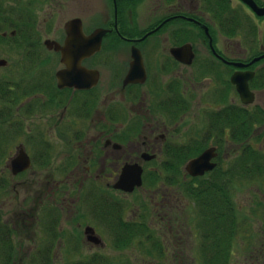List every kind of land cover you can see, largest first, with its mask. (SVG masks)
<instances>
[{
  "label": "flooded vegetation",
  "instance_id": "flooded-vegetation-1",
  "mask_svg": "<svg viewBox=\"0 0 264 264\" xmlns=\"http://www.w3.org/2000/svg\"><path fill=\"white\" fill-rule=\"evenodd\" d=\"M68 1L0 0V45L9 51L10 56H0V72L10 74L8 79L7 75H0V99L8 98L3 105L7 110L0 112V139L11 142L22 132H27L32 125L28 120L39 112L48 116L46 123L56 127V136L47 129H39L41 134L33 140L19 142L14 157L23 149L30 156V169L38 161L43 172H50L44 185H48L49 199L56 201L58 212L68 208L70 202L75 201L73 194L85 186L89 194L99 190L105 192L106 189L129 194L115 187L127 165H138L143 170L141 186L131 193L145 189L151 171L153 184L164 185L154 191L155 196H160L154 223L150 220L145 225L140 219L134 220L138 215H130L127 208L119 213L105 214L110 212L112 204L108 197L110 206H106L108 209L104 214L95 217L116 236L119 235L116 227L122 226L120 233L125 236L121 235V239H128L129 234L136 236L147 227V232L150 235L156 233L164 244V252L160 253H167V257L163 263L180 264L176 261V249L181 242L187 241V237L174 235L173 228L183 225L176 224V220H181L175 213L179 203L193 202L197 208L199 195L211 192L212 196L217 186L220 201L228 195L234 204L233 192L226 185H231L232 177L237 179L238 173L235 175L234 169L225 170V162L230 158L225 156L224 145L231 139H226L225 135L224 109L238 111L241 108L234 103L215 108L199 103L202 117L193 119L190 112L194 108L196 88L186 86L185 75L189 77L193 71L189 69L196 67L201 77L212 74L222 81L221 76L226 70L230 83L236 88L231 82L232 75L237 71H252L254 75L249 86L255 101V89L261 87L264 80V37L257 36L258 24L248 10L255 17L263 18L254 5L262 8L264 0H105L98 10L96 4L90 7L88 15L79 7L71 10ZM246 14L251 18L250 25L253 22L254 29L248 32L256 49L249 58L228 55L226 42L238 38L245 30L243 15ZM196 35L203 37L195 38ZM198 42L204 45V52H198ZM71 44L85 53L73 54ZM183 47L185 51L179 59L174 50ZM78 56L82 59L75 64ZM101 66L110 68L105 85ZM35 69L39 70L32 74ZM97 71L98 81L91 85ZM18 73L28 78L23 76L19 80L21 75ZM201 77L196 78L197 82ZM238 95L244 105H249L242 101L239 92ZM261 107V118L264 119V106ZM88 128L94 134L86 136ZM255 135L257 131L253 129L249 142L236 151V159L255 151L256 147L264 151L262 141L258 145L251 142L257 140ZM182 138H186L185 142H180ZM212 147L216 155L211 163L215 166L202 174L191 173L187 169L189 162ZM124 151L127 156H121ZM58 152L60 154L54 161ZM11 156L6 160H9L7 172L14 178L10 167V160L14 157ZM182 158L186 159L183 181L177 178L178 170L182 169L179 163ZM1 171V179L6 180L8 176ZM156 172L164 173L162 183L154 181L152 173ZM49 177L53 180H48ZM2 181L0 185H5L6 182ZM101 206L103 209L104 205ZM140 214L142 217L143 213ZM203 217L214 221V218L223 220L225 215L207 214ZM237 217L236 214L226 216L232 222L233 233V218ZM247 217H244L246 223L250 220ZM84 226L89 247L104 249L106 243L97 227ZM220 226L219 233L202 230L217 237L215 240L205 237L206 245L202 246V251L209 256L204 259V264H224L221 263L224 243L221 245L218 236L223 233L224 224ZM168 234L177 240L171 238L168 242ZM169 243L176 246L170 247ZM96 254L102 255V259L107 258L101 252H96L94 258ZM169 254L174 257L169 258ZM251 254H255L253 264H264V247Z\"/></svg>",
  "mask_w": 264,
  "mask_h": 264
},
{
  "label": "rangeland",
  "instance_id": "rangeland-1",
  "mask_svg": "<svg viewBox=\"0 0 264 264\" xmlns=\"http://www.w3.org/2000/svg\"><path fill=\"white\" fill-rule=\"evenodd\" d=\"M104 2L105 0H96V3H94V0L68 1L71 10H73L74 7L75 9L79 7L80 10L86 11L87 15L90 7L96 4L98 10L103 6ZM248 11L250 17L254 18L258 24L257 36L264 37V17L257 18L250 10ZM248 14L243 15L245 21L243 29L245 30L240 32L238 38L236 37L231 41L229 40V42L225 41L227 43L226 47H228L225 48V52L228 55L249 58V56L253 54L252 50L256 49L249 39L251 35L248 30L251 29L252 31L254 27L253 22L252 25H250L249 21H251V18ZM199 37L201 38L203 35H196L195 38ZM197 46L199 47L198 52H204L205 47L201 42H198ZM232 50L236 51L233 52ZM8 52V50H5V48L0 45L1 57L10 58ZM13 57L14 55H11V58ZM18 62L19 61L16 60V63ZM53 65L55 66L56 63L53 62ZM36 70L39 69H35L32 74H34ZM189 70L193 71L189 74V77L185 75V81L187 82L186 86H193L196 88L194 92L195 99L193 100L195 104L193 105V110L190 112L193 119L197 120L202 117L200 104L203 106L205 104L211 106L210 108H215L223 104H239L240 107H246L247 112L248 110L252 113L254 112L253 115L258 117L255 119L258 120L257 123L259 124L257 126L253 125V129L257 131V135H255V139L257 140H252L251 142H256L258 145V143L260 144L262 141L261 144H264V138L262 139V137H264V119H259L262 112L259 110L262 108L261 106H264V80L261 83L262 86L257 87V90L255 89L257 99L248 103L249 105H244L239 98L236 88L230 83V76L226 70H224L223 76H221L223 78L222 81H219L220 79L212 74L201 77L200 72L196 71V67L193 69L190 68ZM19 71L21 73L22 66H20ZM109 71L110 68H108V66H101L104 85ZM0 75H7L8 77H6V79L10 77L7 71H1ZM20 75L21 77L19 80H21L23 76L28 78L25 74ZM198 77L202 79L197 82L196 78L198 79ZM7 100L8 98L0 99V112L2 111V113L7 110L3 108ZM47 118V115L43 114V112H39L28 120V123L32 125L28 127L27 132H22L18 137L13 138L11 142L0 139V169H2L1 172L4 173V176L5 174L8 176L6 180L1 179L3 176H0V181L3 180L1 183L6 182L5 185H0V264H164L163 262H166L165 258L167 257V253H165L166 255L164 253L161 254L162 251L164 252V250H162V245L164 244L160 242L161 238L157 237L156 233L150 235L146 227V229L144 228V230H142L144 232H140L133 237L129 235L131 238L118 241L114 231L111 230L110 232L106 229L104 224H101L100 220L95 217V215L98 216L100 213L104 214L103 212L110 206L106 199V197H108V200H110L112 204L111 209L109 208L110 212L107 211L105 214H112V211L119 213L127 208V213L130 215H138L134 220L140 219L139 221H144L145 225L149 224L150 220L154 223V217H156L155 215L158 212L157 201H160V196H155L154 191L155 188L164 185L153 184L151 180L152 175H150L151 171L148 173L144 186L145 189H137L134 193H131L132 191H127L129 194L126 195L107 189L105 192L99 190L98 192L89 194L86 193L87 186H85L81 188L77 194H73L72 197L76 202H70V206H67L68 208L65 210H60V212L56 209V201L49 199V193L47 192L48 185H44L46 181L45 177H47L46 175L50 172H43L44 170L42 168L40 169V163L38 161L35 163V165H37L36 167L34 165L32 169L28 167L26 170L15 173L12 167L13 158H11L10 167L15 177H10V173L7 172L9 160H6L10 155L14 157L19 142L27 143L30 141V138L33 140L37 135L41 134L39 129H47L56 136V127L47 124ZM46 125H48L47 128ZM86 128L87 127H85V130ZM232 129L230 125L225 126L226 139H231L230 141H225L224 145L225 156L227 159L230 158L229 161L225 162V170L234 169L236 172L235 175L238 173V178L234 179L232 177L233 180L231 185L226 186L229 188V191L231 189L233 192L232 200H234L233 205L235 207V212L233 213L238 217L233 218V220H235L233 222V224L235 223V232H227L230 238H225L226 232L220 235L218 234L221 245L222 242L224 243L222 247V249L224 248V254L223 257H221V263L253 264L252 256L255 254L252 255L251 253L255 250L257 251L260 247H264V159L258 156V158H260L259 160L256 156L258 152L264 151L256 147V151H250V153L244 155L243 158L236 159V157H234L236 156V151L240 146L244 147V145L249 142L248 139L250 135H252L253 129L244 140H236L233 138V136H231L233 133ZM87 130L88 131H85L86 136L94 134L93 130H89V128ZM259 134L261 136H259ZM185 140L186 138H182L180 142H185ZM251 148L254 149L253 147ZM61 151L63 152V150ZM35 154L36 159L37 153L35 152ZM59 154V152L56 153L54 161L57 160ZM127 155L125 151L121 154V156ZM131 155L130 153V156ZM234 159L237 161L233 162ZM185 161L186 159H182V161L179 160L182 169H180L181 171L178 170L177 178L182 181L185 175ZM246 161L249 162L248 167L245 165ZM250 165L255 168V171ZM25 171L27 172L20 174ZM245 173H247V175H243ZM152 174L155 177L154 181H158L159 183L164 181V173H158V175L156 172V174ZM48 180L52 181L53 179L49 177ZM102 193H105L106 196ZM100 195L102 197L101 199H99ZM151 196L154 197V201L151 199ZM104 200L107 203L104 202ZM195 202L197 203V201ZM72 203L75 204L72 205ZM101 204L104 205L103 209L101 208ZM179 205L178 208L181 209L178 210L177 208L175 213L179 215L181 220H176V224L181 223L183 225L173 228L174 235L180 236L183 234L184 237H187V241L185 243L183 242V244L182 242L180 243L184 246V249L181 245L177 247L176 250L178 252L175 256L178 260L176 261L180 262V264L181 262L182 264H204V259L209 256L202 251V246L205 247L206 245L205 237H210V239L213 240L217 239L216 236H210L207 232L209 229L211 230L215 221L218 223L216 226L221 228L222 226L220 225L228 220L226 216L229 214L223 213V215H225L223 220L221 218L218 220L214 218L215 220L213 222L212 220H206L203 217L204 214L201 215L202 212L199 203H197V208H200V211H196L197 208L194 206L193 202L187 204L186 201H183L182 203L180 202ZM140 213H143L142 217ZM246 216H249L247 218L250 219L247 223L244 221V217ZM87 224L96 226L100 231L99 234L106 243L104 249L94 250L89 247L84 234V225ZM202 230H207V232ZM121 235L125 236L124 234ZM171 238H173V240L176 239L168 234V242ZM219 241L216 242L217 245H219ZM167 245L170 247L176 246L171 243ZM96 252L103 253L107 258L102 259L100 258L102 255L98 254H96L97 257L94 258L93 256ZM171 257L174 256L169 254V258ZM211 264H214V262Z\"/></svg>",
  "mask_w": 264,
  "mask_h": 264
},
{
  "label": "water",
  "instance_id": "water-1",
  "mask_svg": "<svg viewBox=\"0 0 264 264\" xmlns=\"http://www.w3.org/2000/svg\"><path fill=\"white\" fill-rule=\"evenodd\" d=\"M246 1L249 2V0ZM254 8L257 10L259 15H264V7L259 8L258 6L254 5ZM98 39H99L98 41H100L101 39L100 35H98ZM99 46L100 44L98 43V48H100ZM71 48L72 51H74L73 54L75 55H81L85 53L81 49L77 48L76 45L71 44ZM184 51H185V47L181 49H175L174 54L176 55L177 58L181 59V56L184 53ZM84 56H86V54ZM81 59L82 57L78 56L77 60L74 63L78 64L81 61ZM253 75L254 72L252 71H246V72L237 71L231 77V82L236 86L239 94L241 95L242 101L246 104L254 101V93L251 92L249 86V81L253 77ZM98 76L99 74L97 71L96 74L93 76L94 82L91 85L95 84L98 81ZM91 85H87V86H91ZM81 86L84 87L85 85H81ZM215 155H216L215 148L214 147L209 148L202 155L191 160L187 165V169L193 174H202L206 170L212 169L215 166L214 163H211V159ZM30 165H31L30 156L23 149L18 154V156L12 159V167L15 173H19L23 170H26L28 167H30ZM142 173L143 170L140 166L127 165L124 168L119 180L116 182L115 187L129 192L133 191L136 187L141 186L143 182Z\"/></svg>",
  "mask_w": 264,
  "mask_h": 264
},
{
  "label": "trees",
  "instance_id": "trees-1",
  "mask_svg": "<svg viewBox=\"0 0 264 264\" xmlns=\"http://www.w3.org/2000/svg\"><path fill=\"white\" fill-rule=\"evenodd\" d=\"M246 109L247 108H245V107H241L239 109V111H235L234 109H229V108L224 109L225 126L230 125L233 128L232 129L233 133L231 136H233V138H235L236 140H244L245 138H247L249 136V134L252 132V129L254 127L253 125L258 122V120L255 119L258 117L253 115L254 112L252 113L249 110L247 112ZM260 118H261V116L259 117V119ZM256 156H257V159H259V160H260V158L264 159V152H262V151L258 152V154ZM258 156L260 158H258ZM185 158H187V157H185ZM185 158H182V159L184 160ZM248 164H249V162L246 161L245 165L247 167H248ZM250 167H252V166L250 165ZM229 175L233 176L231 174H229ZM243 175H247V173H245ZM199 196H200L199 204L201 206V212L204 215H207V214L219 215L221 213L233 214V212H235V207L231 203V200L228 197V195H224L223 201H220V197H219V194L217 191V186L214 187V194H212V196H211V192L207 193V195H202V196L199 195ZM216 220H218V219H216ZM231 223L232 222H229L228 220L224 221L223 232H226L225 238H228V237L230 238V236L227 234V232L230 233L232 231V229H231L232 227L230 226ZM217 224H218L217 221H215V226H213L211 228V230H214L215 233L216 232L218 233L220 231V228H218L216 226ZM116 228H117V230H119V232H118L119 235H117L116 238L118 241H121V233L120 232H121L122 226L118 225ZM129 235H131V234H129ZM131 237H133V235H131ZM131 237L129 236V238H131Z\"/></svg>",
  "mask_w": 264,
  "mask_h": 264
}]
</instances>
